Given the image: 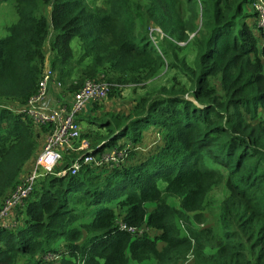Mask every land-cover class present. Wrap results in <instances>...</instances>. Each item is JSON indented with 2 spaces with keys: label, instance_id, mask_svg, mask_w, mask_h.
Returning a JSON list of instances; mask_svg holds the SVG:
<instances>
[{
  "label": "trees",
  "instance_id": "trees-1",
  "mask_svg": "<svg viewBox=\"0 0 264 264\" xmlns=\"http://www.w3.org/2000/svg\"><path fill=\"white\" fill-rule=\"evenodd\" d=\"M178 1L107 0L103 10L86 0H14L17 17L0 36V206L51 130L17 110L45 64L59 93L89 78L116 99L121 86L164 80L123 109L93 101L78 112L91 129L87 148L41 171L0 223V264H264V27L253 0H184L183 16ZM152 26L163 33L158 43ZM127 143L122 162L69 172L81 154ZM218 187L213 228L202 222Z\"/></svg>",
  "mask_w": 264,
  "mask_h": 264
},
{
  "label": "built area",
  "instance_id": "built-area-1",
  "mask_svg": "<svg viewBox=\"0 0 264 264\" xmlns=\"http://www.w3.org/2000/svg\"><path fill=\"white\" fill-rule=\"evenodd\" d=\"M253 10L255 11V20L257 25L264 27V0H253ZM149 36L153 42L161 38L163 33L157 26L149 27ZM182 44L183 42H179ZM43 68L42 74L37 83L35 94L17 110L24 111L35 122H46L51 124V130L47 133L42 144L40 153L33 162V167L28 174L21 180L15 188L7 195L0 210V223H6L4 215L12 207L20 204L22 199L27 196L33 187L35 177L41 171H49L59 162L63 151L78 152L87 148L88 143L80 139L79 124L76 116L87 103L102 100L106 96L107 85L103 81L85 79L82 84L71 93L67 102L63 99L56 101L53 105L47 102L48 85L58 82L52 77V73L47 64ZM127 144H114L105 147L96 153H83L78 159H73L68 167L70 173H74L78 168L85 164L93 167L118 164L123 161L127 154ZM66 172L65 169L59 173ZM133 230V228H130ZM53 253H47L46 259H52Z\"/></svg>",
  "mask_w": 264,
  "mask_h": 264
},
{
  "label": "rangeland",
  "instance_id": "rangeland-1",
  "mask_svg": "<svg viewBox=\"0 0 264 264\" xmlns=\"http://www.w3.org/2000/svg\"><path fill=\"white\" fill-rule=\"evenodd\" d=\"M89 4H91L94 7H97L99 9H106L107 7V0H86ZM247 6V8L249 7V5H245ZM186 8L187 5L184 2V0H179L177 3V11L183 16V14L185 15L186 12ZM17 17L16 14V6H15V2L14 0H2L0 1V36H3L6 33V28L5 26L9 23H11L12 21H14ZM249 20H252V18H249ZM160 39L157 38L156 43H158ZM47 42V41H46ZM71 43L74 44V40H71ZM181 53H184V55L186 56V58L190 59L191 55H192V51L191 50H186V48L184 47L183 50L181 51ZM263 63H264V58H263ZM89 79V78H86ZM162 80H164V77H156L155 79H153L152 81L148 82L147 84H145L143 87L141 88H136L135 90H132L131 87L126 86L120 87V90L117 91V95H116V99H109L106 97H104L102 100H99L98 102H101V104L103 103L105 104H111V109L113 110H118V109H123L125 108L126 105H128V102L130 101L129 98L135 95H142V94H146L147 92L153 90L156 88V86L162 82ZM138 87V86H137ZM59 91H60V95L61 97H63L64 101L67 102L68 99L70 98L71 92L70 93H64L62 91V88L59 87ZM102 104V105H103ZM79 124V130H80V139H85V136L83 135V132H90L91 129L87 128V127H83L82 122H78ZM146 132H149V130H147ZM150 133V132H149ZM44 136L42 138V141L40 143V148L42 147V144L45 140ZM151 136L147 135L145 133V139L143 141V144L141 146L147 148L150 144H151ZM150 147H148L149 149ZM67 153V154H71L72 152L70 151H63L62 154ZM61 159V157H60ZM60 159L58 160L60 162ZM125 159V158H124ZM123 159V160H124ZM59 162H56L55 165L51 168L53 170V168H55ZM33 167V163L32 165L29 167L28 171ZM27 171V172H28ZM157 185L158 187L162 188L164 186V182L161 179H157ZM212 193L214 194V197L210 198V200H208V206L204 209V221L202 222V225H207V226H212L213 228H217L218 225V217H217V210H218V205H217V201L218 199L223 195V191L220 187L215 188ZM5 200V199H4ZM3 200V202H4ZM167 201L173 205H177L178 200L172 196H169L167 198ZM2 202V204H3ZM1 204L0 206V210L2 209L3 205ZM19 205V204H18ZM17 206V205H16ZM12 207L11 209H9L6 214L4 215V219H6V221H11L15 214H16V210L15 207ZM147 209H150L153 206L152 202H148L146 203ZM19 208V207H18ZM96 208V206L91 207V210H94ZM200 225V226H202ZM215 238H217L216 234H215ZM152 260L151 258H146L140 261H136L133 259L129 260V264H149L151 263ZM183 264H187V262H184Z\"/></svg>",
  "mask_w": 264,
  "mask_h": 264
},
{
  "label": "crops",
  "instance_id": "crops-1",
  "mask_svg": "<svg viewBox=\"0 0 264 264\" xmlns=\"http://www.w3.org/2000/svg\"><path fill=\"white\" fill-rule=\"evenodd\" d=\"M45 53H48V45L47 42L45 43ZM47 102L49 105H53L54 103H56V101H61L62 99H64L63 97H61L60 93L58 92L57 88L55 87L54 83H50L49 85V89H48V96H47ZM91 103L89 102L87 103V105L83 108L82 113L85 114L87 113L90 109H91ZM99 104H101V102H99ZM102 105V104H101ZM108 108H106L107 110ZM40 146L36 152V156L40 153ZM74 153V152H73ZM35 156V158H36ZM30 166V165H29ZM3 220V218H1ZM0 219V220H1Z\"/></svg>",
  "mask_w": 264,
  "mask_h": 264
},
{
  "label": "water",
  "instance_id": "water-1",
  "mask_svg": "<svg viewBox=\"0 0 264 264\" xmlns=\"http://www.w3.org/2000/svg\"><path fill=\"white\" fill-rule=\"evenodd\" d=\"M189 99H191L192 101H194L192 97H189ZM194 102H195V101H194Z\"/></svg>",
  "mask_w": 264,
  "mask_h": 264
}]
</instances>
